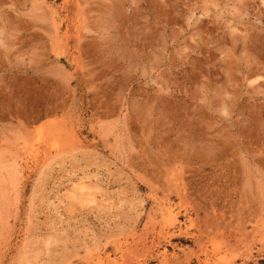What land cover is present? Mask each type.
Instances as JSON below:
<instances>
[{
    "label": "rangeland",
    "instance_id": "rangeland-1",
    "mask_svg": "<svg viewBox=\"0 0 264 264\" xmlns=\"http://www.w3.org/2000/svg\"><path fill=\"white\" fill-rule=\"evenodd\" d=\"M263 201L264 0H0V264H264Z\"/></svg>",
    "mask_w": 264,
    "mask_h": 264
},
{
    "label": "bare ground",
    "instance_id": "bare-ground-1",
    "mask_svg": "<svg viewBox=\"0 0 264 264\" xmlns=\"http://www.w3.org/2000/svg\"><path fill=\"white\" fill-rule=\"evenodd\" d=\"M222 131H223V130H222ZM259 139H260V138H259ZM249 141H250V140H249ZM256 141H257V140H256ZM233 145H235V144H233ZM235 147H236V146H235ZM226 149H227V147H226ZM226 149H225V150H226ZM228 150H229V149H228ZM237 150H238V149H237ZM230 152H231V151H230ZM233 152L235 153L236 150L233 151ZM233 152H232V153H233ZM218 155L220 156V154H218ZM221 155H222V154H221ZM236 155H237V154H236ZM238 156H239V155H238ZM215 157H216V156H215ZM211 158H212V157H211ZM217 158H219V157H217ZM235 158H236V157H235ZM213 159H214V158H213ZM213 159H212V161H215V160H216V159H215V160H213ZM219 159H220V158H219ZM210 160H211V159H210ZM210 160H209V161H210ZM233 160H235V159H233ZM210 162H211V161H210ZM184 163H185V162H184ZM230 163H231V162H230ZM215 164H216V163H215ZM217 164H218V163H217ZM236 164H238V162H237ZM236 164H235V165H236ZM222 165H223V164H222ZM224 165H225V164H224ZM227 165H228V164H227ZM232 165H233V164H232ZM180 166H181V165H180ZM212 166H213V165H212ZM212 166H211V167H212ZM229 166H231V165L229 164ZM226 167H227V166H226ZM237 167H239V166L237 165ZM212 168H213V167H212ZM229 168H232V166L229 167ZM175 169H176V167H175ZM198 169H199V168H198ZM215 169H216V168H215ZM225 169H226V168H225ZM233 169H234V168H233ZM233 169H232V170H233ZM219 170H220V172H221V169H219ZM216 171H217V170H216ZM239 171H240V170H239ZM212 172H214V171H212ZM227 172H228V169H227ZM229 172H231V171L229 170ZM206 173H207V172H206ZM216 173H218V172H216ZM232 173H233V171H232ZM235 173H237V172H235ZM222 174H223V173H222ZM222 174H221V175H222ZM230 174H231V173H230ZM230 174H229V175H230ZM169 175H170V174H169ZM212 175H214V174H212ZM216 175H217V174H216ZM218 175H219V173H218ZM218 175H217V176H218ZM224 175H225V174H224ZM203 176H204V175H203ZM217 176H216V177H217ZM249 176H250V175H249ZM221 177H222V176H221ZM231 177H233V176H231ZM234 177H235V175H234ZM237 177H238V176H237ZM235 178H236V177H235ZM217 179H218V178H217ZM236 180H238V179H236ZM226 181H227V178H226ZM229 182H230V181H229ZM238 182H239V181H238ZM233 183H234V182H233ZM235 183H236V182H235ZM249 183H250V182H249ZM81 184H82V183H81ZM187 184H188V183H187ZM231 184H232V183H231ZM247 184H248V183H247ZM237 185H238V184H237ZM81 187H82V186H81ZM85 187H86V186H85ZM85 187H84V189H85ZM234 187H235V185H234ZM250 187H251V186H250ZM238 188H239V187H238ZM86 189H87V188H86ZM206 189H207V188H206ZM222 189H223V188H222ZM219 190H220V189H219ZM219 190H218V191H219ZM243 190H244V189H243ZM220 191H221V190H220ZM226 191H227V190H226ZM228 191H229V190H228ZM241 193H242V192H241ZM86 194H87V193H86ZM167 195H168V194H167ZM229 195H230V194H229ZM250 195H251V194H250ZM227 196H228V195H227ZM219 197H220V196H219ZM229 198H230V197H229ZM216 199H217V198H216ZM224 199H225V198H224ZM226 199H227V198H226ZM230 199H231V198H230ZM262 199H263V198H262ZM233 200H234V199H233ZM212 201H213V200H212ZM217 201H218V200H217ZM227 202H228V201H227ZM263 202H264V201H263ZM216 203H217V202H216ZM254 203H255V202H254ZM202 204H203V203H202ZM213 204H214V203H213ZM232 204H233V203H232ZM226 206H227V205H226ZM201 207H202V206H201ZM203 207H205V206H203ZM170 209H171V208H170ZM202 209H203V208H202ZM234 210H235V209H234ZM196 212H197V211H196ZM171 214H172V213H170V218H171V217L173 218V216H172ZM176 216H177V215H176ZM209 216H210V215H209ZM241 219H242V218H241ZM174 221H175V220H174ZM174 221H173V222H174ZM168 222H169V221H168ZM170 222H171V220H170ZM170 222H169V225H170ZM172 224L174 225V223H171V225H172ZM255 224H256V223H255ZM171 225H170V226H171ZM173 225H172V226H173ZM206 225H207V223H206ZM206 225H205V226H206ZM210 226H211V225H210ZM213 226H214V225H213ZM165 227H166V226H165ZM213 228H214V227H213ZM213 228H212V229H213ZM258 228H259V227H258ZM167 229H168V227H167ZM219 229H220V228H219ZM169 230H170V229H169ZM179 230H180V229H179ZM202 230H203V229H201V232H204V231H202ZM205 230H206V229H205ZM234 230H235V229H234ZM181 231H182V230H181ZM181 231H180V232H181ZM167 232H168V231H167ZM201 232H200V234H201ZM238 232H239V231H238ZM186 233H187V232H186ZM209 233H210V232H209ZM171 234H173V233H170V235H171ZM200 234H198V235H199V237H200V239H201ZM203 234H204V233H203ZM206 235H207V234H206ZM229 235H230V234H229ZM170 237H171V236H170ZM239 237H240V236H239ZM196 238H197V237H196ZM204 238H205V237H204ZM204 238H203V239H204ZM200 239L198 238V240H200ZM139 240H140V239H139ZM141 240H142V239H141ZM227 240H228V239H227ZM196 241H197V240H196ZM201 242H202V241H201ZM188 251H189V250H188ZM163 252H164V251H163ZM165 253H166V252H165ZM165 253H164V255H165ZM188 257H189V256H188ZM164 259H165V257H164Z\"/></svg>",
    "mask_w": 264,
    "mask_h": 264
}]
</instances>
